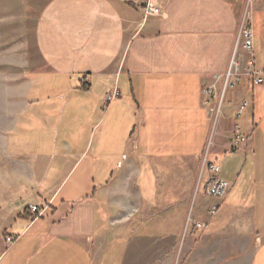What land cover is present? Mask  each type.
I'll list each match as a JSON object with an SVG mask.
<instances>
[{
	"label": "crops",
	"instance_id": "obj_1",
	"mask_svg": "<svg viewBox=\"0 0 264 264\" xmlns=\"http://www.w3.org/2000/svg\"><path fill=\"white\" fill-rule=\"evenodd\" d=\"M148 2L160 17H145ZM247 2L47 0L37 60L0 115V187L22 193L0 206V264H264V85L230 91L215 131L204 93L219 96ZM254 33L264 74V0ZM206 157L238 161L233 177L221 170L222 200L207 195ZM30 205L49 209L33 223ZM214 208L205 230L188 224Z\"/></svg>",
	"mask_w": 264,
	"mask_h": 264
},
{
	"label": "rangeland",
	"instance_id": "obj_2",
	"mask_svg": "<svg viewBox=\"0 0 264 264\" xmlns=\"http://www.w3.org/2000/svg\"><path fill=\"white\" fill-rule=\"evenodd\" d=\"M46 2L47 0H0V115L2 112L9 111V102L14 101L12 96H16V99H18L20 95L23 94L24 90L21 82H23L24 75L27 71L26 69L29 68L33 61L37 60L35 31L39 19L38 15ZM255 2L256 0L252 3L254 15ZM220 95L221 94H219L217 98L218 107L212 110L213 115L211 117L214 131L220 125L223 113L226 112V108L224 107L225 104L220 108L219 103L222 98ZM227 95H229V93ZM227 95L224 99L229 102L230 99H228L229 96ZM213 136L214 135L211 136V139H213ZM238 154L239 153L234 155ZM234 162V164L221 165V170L224 168L223 172L228 174V177H233L235 175L238 161ZM1 167L2 165H0V168ZM246 171L247 169H245V173ZM2 189L3 187H0V206L3 204L6 205L7 202L10 203L16 199L15 196L17 197L22 194L19 192V189H10V191ZM236 193L233 194L232 199L237 197ZM5 195L8 196L6 197ZM48 209L49 208H47L45 214H47ZM31 218L33 223L36 222L34 220L35 217L31 216ZM41 219L42 218L37 221ZM18 221L21 223L26 221V218L23 217ZM209 221L210 219L208 218V221H206L207 225ZM188 224L191 225V222L188 221ZM14 242V240H10L8 245L12 246ZM243 248L246 247H242V256L246 255L248 257L249 254H251L253 246H249L248 251H246L247 253H244ZM241 264H245V261H242Z\"/></svg>",
	"mask_w": 264,
	"mask_h": 264
},
{
	"label": "built area",
	"instance_id": "obj_3",
	"mask_svg": "<svg viewBox=\"0 0 264 264\" xmlns=\"http://www.w3.org/2000/svg\"><path fill=\"white\" fill-rule=\"evenodd\" d=\"M254 0H249L244 13L241 18L240 28L236 37V43L234 51L230 60L228 70L223 76H216V81L223 82L221 91L219 94L222 96L220 100V108L227 102L224 99L226 95L238 88L245 81H249L254 86L264 85V74L256 69L254 61V50H255V33H254V11L252 9V3ZM145 17H160L162 11L150 4L148 2L144 7ZM243 52L247 54L249 59L246 64L243 65L242 57L240 53ZM216 89L214 87L205 90V96L209 99H217L219 96L215 93ZM120 99L119 91H114L112 94L108 95L105 100V106L103 111H107L109 105L118 101ZM206 105L210 104L208 99L206 100ZM251 103L248 100H243L237 107L235 118L240 119L245 112L250 108ZM218 107V106H217ZM219 110V108H218ZM238 127V128H237ZM234 128L231 135V152L232 154L240 153L244 145L248 142V137L242 132V130L237 126ZM204 163L210 172V178L206 186L207 195L215 200H222L228 194L231 185L221 176V166L217 163L211 162L207 157L204 159ZM48 207H40L38 205H30L29 210L34 220L42 218ZM216 215V208L212 209L208 215L209 219H212ZM189 221L194 224L195 229L203 230L207 227L206 222H195L192 219Z\"/></svg>",
	"mask_w": 264,
	"mask_h": 264
},
{
	"label": "trees",
	"instance_id": "obj_4",
	"mask_svg": "<svg viewBox=\"0 0 264 264\" xmlns=\"http://www.w3.org/2000/svg\"><path fill=\"white\" fill-rule=\"evenodd\" d=\"M27 211H28V209H25V212L23 213V215H21V216H19L20 218H23V217H25L26 215V213H27Z\"/></svg>",
	"mask_w": 264,
	"mask_h": 264
}]
</instances>
